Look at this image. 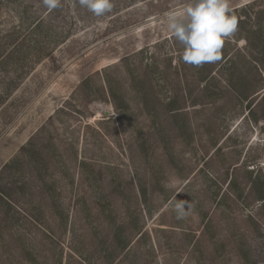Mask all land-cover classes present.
Masks as SVG:
<instances>
[{"label": "rangeland", "instance_id": "374dc122", "mask_svg": "<svg viewBox=\"0 0 264 264\" xmlns=\"http://www.w3.org/2000/svg\"><path fill=\"white\" fill-rule=\"evenodd\" d=\"M187 2L0 0V264H264V0L200 67Z\"/></svg>", "mask_w": 264, "mask_h": 264}, {"label": "clouds", "instance_id": "9594fccd", "mask_svg": "<svg viewBox=\"0 0 264 264\" xmlns=\"http://www.w3.org/2000/svg\"><path fill=\"white\" fill-rule=\"evenodd\" d=\"M82 7L96 16L111 12L112 0H79ZM48 9H55L59 0H43ZM167 29L183 46L184 63L200 67L221 58L225 40L238 30V18L231 14L228 0H189L178 12H168ZM191 204L180 201L175 204L176 218L189 214Z\"/></svg>", "mask_w": 264, "mask_h": 264}]
</instances>
